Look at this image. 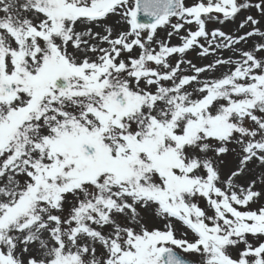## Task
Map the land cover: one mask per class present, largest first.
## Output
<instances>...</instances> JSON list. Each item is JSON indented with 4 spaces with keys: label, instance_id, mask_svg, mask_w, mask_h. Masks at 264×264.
<instances>
[{
    "label": "snow or ice",
    "instance_id": "snow-or-ice-1",
    "mask_svg": "<svg viewBox=\"0 0 264 264\" xmlns=\"http://www.w3.org/2000/svg\"><path fill=\"white\" fill-rule=\"evenodd\" d=\"M253 9L0 0V264H264Z\"/></svg>",
    "mask_w": 264,
    "mask_h": 264
},
{
    "label": "rangeland",
    "instance_id": "rangeland-1",
    "mask_svg": "<svg viewBox=\"0 0 264 264\" xmlns=\"http://www.w3.org/2000/svg\"><path fill=\"white\" fill-rule=\"evenodd\" d=\"M189 2H191V0H189ZM246 14H253L257 19H261L260 16H259V14L256 13L254 9L251 12L246 13ZM241 18H242V16L241 17H238L236 21H234V22H226L224 25H219V24H215V23H209L208 27H209V29H211L213 27H219L222 30H224L225 32H229V33H232V34H236L238 32L239 19H241ZM259 27H260L261 31H264V19H261V24L259 25ZM161 35H163V34H161ZM258 39H259L258 37H255L252 40H250L247 45L242 44V45H240V47L247 48L252 43H254L255 41H257ZM224 55L227 56V55H229V53L225 52ZM189 58H195V54L194 53H189ZM194 62L203 63L205 61H196L194 59ZM220 71H223V69H221ZM184 255L186 257L192 259V260H197L198 259L197 257L188 256V254H184Z\"/></svg>",
    "mask_w": 264,
    "mask_h": 264
},
{
    "label": "bare ground",
    "instance_id": "bare-ground-1",
    "mask_svg": "<svg viewBox=\"0 0 264 264\" xmlns=\"http://www.w3.org/2000/svg\"><path fill=\"white\" fill-rule=\"evenodd\" d=\"M172 43H178V40L176 38H173Z\"/></svg>",
    "mask_w": 264,
    "mask_h": 264
},
{
    "label": "water",
    "instance_id": "water-1",
    "mask_svg": "<svg viewBox=\"0 0 264 264\" xmlns=\"http://www.w3.org/2000/svg\"><path fill=\"white\" fill-rule=\"evenodd\" d=\"M191 262V260H189Z\"/></svg>",
    "mask_w": 264,
    "mask_h": 264
}]
</instances>
